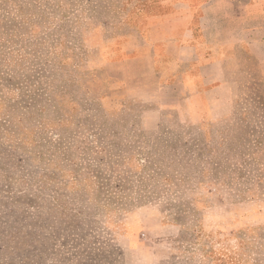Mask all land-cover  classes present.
Returning a JSON list of instances; mask_svg holds the SVG:
<instances>
[{"label":"rangeland","instance_id":"374dc122","mask_svg":"<svg viewBox=\"0 0 264 264\" xmlns=\"http://www.w3.org/2000/svg\"><path fill=\"white\" fill-rule=\"evenodd\" d=\"M166 11L0 0V264H264V66L170 75Z\"/></svg>","mask_w":264,"mask_h":264},{"label":"crops","instance_id":"0c3cea01","mask_svg":"<svg viewBox=\"0 0 264 264\" xmlns=\"http://www.w3.org/2000/svg\"><path fill=\"white\" fill-rule=\"evenodd\" d=\"M171 12L167 46L190 49V57L169 56L170 75H237L247 55L264 66V0H166ZM169 8V7H168ZM170 13V14H169ZM164 14V13H163ZM166 18L167 21L163 22ZM264 70V69H263Z\"/></svg>","mask_w":264,"mask_h":264}]
</instances>
